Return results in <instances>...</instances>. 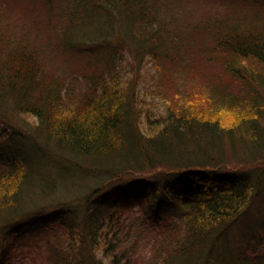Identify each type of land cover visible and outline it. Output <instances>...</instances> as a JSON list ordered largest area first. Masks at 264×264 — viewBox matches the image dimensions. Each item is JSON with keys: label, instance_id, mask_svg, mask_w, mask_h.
<instances>
[{"label": "trees", "instance_id": "1", "mask_svg": "<svg viewBox=\"0 0 264 264\" xmlns=\"http://www.w3.org/2000/svg\"><path fill=\"white\" fill-rule=\"evenodd\" d=\"M24 1L0 0V258L14 236L56 222L70 237L49 245L46 264H120L112 225L135 200L153 222L164 210L179 219L149 264H264V0H205L224 7L186 25V0H35L36 18L23 23L34 31L2 20ZM198 50L235 89L210 76L201 91L184 71L169 91L144 84L141 94L146 63L193 68ZM59 56L80 73L56 75ZM72 173L78 193L59 178Z\"/></svg>", "mask_w": 264, "mask_h": 264}, {"label": "rangeland", "instance_id": "2", "mask_svg": "<svg viewBox=\"0 0 264 264\" xmlns=\"http://www.w3.org/2000/svg\"><path fill=\"white\" fill-rule=\"evenodd\" d=\"M222 6L223 5H221V3H216L217 8H213V5L210 6L208 3H205V0H186V6L184 10L187 11V13L184 15V13L181 12L179 20L184 25H186L187 22H195L196 20L203 21L211 17V14L213 12L219 13V11H221L224 7ZM39 7L40 5L35 0H26L17 5H10L9 9L5 11V13L11 14L7 15L10 17L3 18L2 20L4 22L11 23V17L18 18L21 21V26H19V28L21 27V29H26L28 27L31 31H34V27L24 25L23 23H27L29 21V17L31 19H35L38 13L37 9ZM23 14H25L26 17L21 16ZM28 35L32 34L29 33ZM207 54L208 53H206L205 50H198L194 54V57L190 55L191 59H189V61L187 59V61L191 62V66L193 68L186 67L185 64L178 65L173 62L163 60H159V63L157 64L152 62L146 63L141 70V82L139 85L141 94L144 90V84H155L159 88H161V91H169L170 81L180 77L182 79H196L192 82L196 84L201 91V84L203 83V81H206L207 77L210 76L211 78L214 77L217 80H223L226 82V84L228 83L226 87L223 86V88L235 89L233 79L223 70L220 62H218V59L213 60L215 62L208 61L205 57ZM52 60L59 61V64L56 67L57 72L55 71V68L53 69V67H51L52 70L56 72V75L69 74L68 76L70 78L71 71L80 73L79 66L81 65V63H74L72 61H68L67 59H63L60 56L58 57V59ZM49 62L53 63V61ZM184 71L189 72V78H187ZM188 86L189 88L192 87L191 84H189ZM85 89V83L81 80L80 77L72 78V80H70V91L74 96L81 95L82 91H84ZM199 89H197L196 94H200L197 96L202 97V93H198ZM144 94L145 93H143V95ZM76 98L78 97L70 98V100ZM143 98L145 101L144 107L151 108V110L154 112L152 114H157L162 111V100L156 98L150 99L147 97ZM204 108L210 109L208 104H206ZM222 113L232 114L231 111L229 112L226 110H224ZM19 117L18 115H13L12 119L17 121L18 125L22 127H24L25 125H30V129L32 128V124L34 122V119L32 117L28 115H21ZM59 178L63 179L64 188L69 187V189L71 191H74V193H78L81 191L80 186L83 180L78 179L74 173L67 175L66 177H63L61 175ZM122 206L123 210L116 213L117 223H112V226H116V231H120V235L123 239V243L120 244V249L123 250L124 253H126V255L121 258L120 264H149L151 263L152 255L157 252V249L155 248H157V244H159L158 241L163 235H165L164 233L167 232L168 228L170 227L169 225H171L175 221L178 222L179 219L177 218L175 212H173L172 210H164V212L161 214V217L158 218V221L153 222L154 220L152 218H149L148 216L143 215L140 212L139 204L135 200H128L127 202H124ZM118 225H120L121 227H119ZM259 230L261 231V229ZM256 232H258V230H256ZM14 237L16 239L14 241L15 246L10 249L9 254L4 259L0 258V264H46L49 245H52L54 243L58 244L62 241L69 240L70 236L68 234V230L61 227L59 223L53 222L42 226V228H39L36 231ZM234 238L235 242L237 243V236H235ZM237 240H240L239 237ZM131 243L135 244L134 249L132 251H128L127 244H129L130 246ZM250 250L251 249L246 250L245 252H250ZM102 251L103 249L100 248L95 252L96 258L102 260L104 259V263H106L107 261L110 262L109 257H102Z\"/></svg>", "mask_w": 264, "mask_h": 264}]
</instances>
